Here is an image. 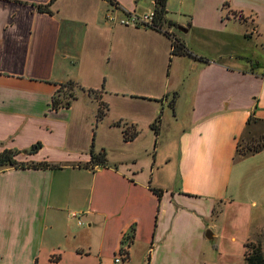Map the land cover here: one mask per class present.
Segmentation results:
<instances>
[{"label":"crops","instance_id":"obj_1","mask_svg":"<svg viewBox=\"0 0 264 264\" xmlns=\"http://www.w3.org/2000/svg\"><path fill=\"white\" fill-rule=\"evenodd\" d=\"M49 1L0 0V151L39 141L25 160L63 165L0 171V264H115L122 248V264H198L213 216L264 205V63L237 61L249 50L240 38L264 48V0H166L165 19L186 27L183 36L176 26L106 19L148 13L154 0H53L50 12L38 9ZM194 33L224 46L208 54ZM173 37L207 62L174 59ZM68 81L82 89L52 109ZM89 89L106 106L100 119ZM170 112L155 134V117ZM124 126L141 132L126 141ZM243 143L257 149L239 154ZM91 147L105 152V166L78 165ZM242 160L250 162L237 169Z\"/></svg>","mask_w":264,"mask_h":264},{"label":"rangeland","instance_id":"obj_2","mask_svg":"<svg viewBox=\"0 0 264 264\" xmlns=\"http://www.w3.org/2000/svg\"><path fill=\"white\" fill-rule=\"evenodd\" d=\"M178 0H174V5H176ZM114 9H117L118 7L115 5L113 6ZM110 13V12H109ZM168 30L171 28L170 26H165ZM172 31L175 33V35L179 36L182 35V32L178 31L175 28H172ZM223 39L226 38V33L222 34ZM216 39V38H215ZM211 40L212 39H204L201 37L199 34H193L192 36V42L196 45L199 46L200 48H206V52L208 54H213L217 49H221V46H224L223 40H219L221 42L220 46L218 48L213 47L215 45ZM240 42L242 46H247L246 48L249 49L248 52L246 51H241L238 52L240 57L237 59L239 62H248V60H253V61H262L264 63V48L261 46L257 45L256 42H254L253 39L250 38H240ZM189 51L191 49H198L194 48L192 46L187 47ZM246 49V50H247ZM253 50V51H252ZM194 54V53H193ZM174 59H177V55H172ZM185 58H181L185 61V59H190L194 60L190 56H184ZM199 61V60H198ZM173 66V65H172ZM172 111V110H171ZM162 119V125L171 122L174 119V116L172 115V112H170V115H167L164 113L163 116H161ZM139 133L141 132V129L137 130ZM141 135V134H140ZM146 134H143L137 143L142 146L143 143H145L144 139ZM148 145V144H147ZM252 143L247 144L244 146V143L242 144L241 147L238 149L239 154H246L251 152L252 149ZM254 147V146H253ZM143 150V149H142ZM144 152V151H143ZM19 159L25 160L27 159L26 156H18ZM253 161V160H252ZM250 160H242L240 163L236 164V168H244V166H248V163ZM246 178V177H245ZM247 180L242 181V186L246 185ZM255 183L250 184L248 187V193L252 194V191L255 192L257 188H255ZM246 190V188H245ZM240 195H238L240 198L241 193L238 191ZM245 199V198H244ZM258 200V199H257ZM72 209H68L66 211H71ZM218 210V208H216ZM227 211V210H226ZM224 211L223 216L219 217V220H214V218H218L217 216H213L212 221L216 224L214 228H206L204 229V235L207 234L208 231L210 233L214 232L215 236L214 237H208V235L204 236V242H203V247L200 249L198 252L197 259L200 260L198 264H244V243L247 240V238H252L253 240H256V242H259L261 244V247L264 251V236L263 237H258L256 238L257 234L259 233L260 229L261 232L264 231V205L259 204L258 200V206L257 207H250L245 210L238 209V214L235 213L234 210H230L228 212ZM79 216V215H77ZM72 230H76L78 228H81V231H83L85 225H80L78 226L74 221L72 220H67V218L63 219ZM82 220L83 216H82ZM249 220L248 224H245V221ZM73 222V223H72ZM86 224V221H84ZM208 230V231H206ZM97 238V234H96ZM149 253L146 251L144 253L143 259H145L146 256H148ZM147 258V257H146Z\"/></svg>","mask_w":264,"mask_h":264},{"label":"trees","instance_id":"obj_3","mask_svg":"<svg viewBox=\"0 0 264 264\" xmlns=\"http://www.w3.org/2000/svg\"><path fill=\"white\" fill-rule=\"evenodd\" d=\"M52 1L53 0H50L48 3L44 5H38V9L40 11L50 12L49 5ZM108 1L111 3L113 2V0H108ZM225 4L226 2L223 3V6ZM151 10L153 12L152 22L145 25L146 27L164 31L163 26H167V25L170 27L176 26L174 22L165 19L166 0H154L153 7ZM225 16L227 15L225 14ZM165 33L167 32L165 31ZM171 54L190 56L194 60H202L204 62H207L206 59L199 57L193 54L191 51H189L182 40L174 37L172 39ZM80 89H82V87L75 81L60 83L51 100V108L57 110L61 107H68L71 101L76 97V94ZM88 92L91 93L96 100H98V98L95 95L97 93L95 90L89 89ZM176 97H177V92L176 91L172 92V97L168 102L171 109L174 107ZM98 103L100 108L97 112V117L100 119L105 114L106 106L104 105L103 102L99 101ZM160 122H161V114L159 113L150 125L155 134H157L159 131ZM122 133L124 140L129 141L138 134V131L136 129L132 130V128L130 129L127 126H124ZM40 148H41V142L37 141L24 149H15V148L2 149L0 151V171L9 167L15 169H60L63 167L61 163L51 162L46 159L35 161V160H22L18 158V156L20 155L28 156L34 154ZM251 149L256 150L257 148L252 146ZM89 152L91 159L84 164H78V165L89 167V165L91 164H99L101 166H105L107 164L106 155L103 150L99 152H95L91 147L89 149ZM153 191L158 196H160L162 193V191L158 188H153ZM130 232L131 233L124 238V240H129V244L132 242L133 239V229H131ZM256 240L251 239L245 241L244 264H264V251L261 247V244L259 242H256ZM127 258H128V251H127Z\"/></svg>","mask_w":264,"mask_h":264},{"label":"built area","instance_id":"obj_4","mask_svg":"<svg viewBox=\"0 0 264 264\" xmlns=\"http://www.w3.org/2000/svg\"><path fill=\"white\" fill-rule=\"evenodd\" d=\"M152 18H153L152 10H150L148 13H144L141 15L130 13V14L125 15L124 17H121L118 19L116 18V16L113 13H107V15H106V19L109 21L118 20V22L121 24H131V25L143 26V27H146L145 25L151 23ZM71 216L76 217L77 214L73 213ZM78 223H81L80 220H78ZM123 259H127V248L121 249L119 254L115 256L114 263L115 264H122Z\"/></svg>","mask_w":264,"mask_h":264},{"label":"water","instance_id":"obj_5","mask_svg":"<svg viewBox=\"0 0 264 264\" xmlns=\"http://www.w3.org/2000/svg\"><path fill=\"white\" fill-rule=\"evenodd\" d=\"M176 27H177V29H178L179 31H182V32H186V30H187V28L184 27V26H182V25H177ZM206 235H208V237H211V233H210V231H208Z\"/></svg>","mask_w":264,"mask_h":264}]
</instances>
